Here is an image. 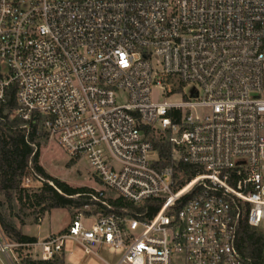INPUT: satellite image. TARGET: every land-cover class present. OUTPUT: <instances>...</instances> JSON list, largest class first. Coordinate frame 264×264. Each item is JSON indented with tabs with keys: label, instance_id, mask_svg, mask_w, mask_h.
<instances>
[{
	"label": "built area",
	"instance_id": "1",
	"mask_svg": "<svg viewBox=\"0 0 264 264\" xmlns=\"http://www.w3.org/2000/svg\"><path fill=\"white\" fill-rule=\"evenodd\" d=\"M8 86L105 189L160 200L148 218L107 212L100 189L58 233L0 227L9 264L64 257L66 240L84 263L252 264L235 242L241 221L264 236V0H0V103ZM145 126L168 133L169 165ZM177 161L197 169L183 183Z\"/></svg>",
	"mask_w": 264,
	"mask_h": 264
},
{
	"label": "trees",
	"instance_id": "2",
	"mask_svg": "<svg viewBox=\"0 0 264 264\" xmlns=\"http://www.w3.org/2000/svg\"><path fill=\"white\" fill-rule=\"evenodd\" d=\"M17 109L15 87L8 86L5 90V101L0 103V196L7 204L9 214L5 215L1 210L3 202L0 198V226L10 240L24 243L33 242L35 237L22 233L10 218L15 202L21 211L34 208V221L37 223L39 218L52 208L82 207L88 203L85 194L94 191L87 187H72L45 171L38 160L41 140L47 139L49 135L43 126V118L32 112L29 119H24L15 112ZM177 115L179 117V112ZM144 132L158 155V160L155 161L156 167L169 165L172 145L168 140V133L157 137L155 131L147 126L144 127ZM175 169L180 183L191 178L197 170L182 161L176 162ZM28 173L42 181V186L38 190H31L22 185V178ZM159 205L158 199H147L135 205L122 197H116L109 199V207H105V211L118 214L145 212L143 217L148 218L156 212ZM14 217L23 223L21 216L14 215ZM236 234L235 245L238 251L250 258L252 264H261L264 236L250 228L245 221L239 223ZM22 264L65 263L63 257L56 256L49 260L24 257Z\"/></svg>",
	"mask_w": 264,
	"mask_h": 264
},
{
	"label": "rangeland",
	"instance_id": "3",
	"mask_svg": "<svg viewBox=\"0 0 264 264\" xmlns=\"http://www.w3.org/2000/svg\"><path fill=\"white\" fill-rule=\"evenodd\" d=\"M153 98L157 101L162 100L159 96V90L153 89ZM174 98L185 99L181 96H174L170 99L173 100ZM155 135L159 137L160 135H166V133H162L160 131H155ZM39 163L45 169L47 173L56 177L72 187H87L92 189L93 191L104 189V193L106 197H112V199L116 198L117 195L115 192L109 189H105L100 181L90 172L88 168L87 161L85 158L81 157L79 159H69L66 152L63 148L49 135L47 139L41 140V144L39 146ZM30 183L29 189L31 190H38L42 186V181L34 177L32 174H29ZM51 184V182H49ZM3 205L1 210L5 215L9 214V209L7 204L4 201V198L0 196ZM90 209L93 210V206H89ZM34 208L23 209L22 211L19 209V205L15 202L13 209L11 211V219L16 224L17 228L21 230L22 233H26L29 235H33L36 224H41L42 220L47 219L43 222V226L50 224L52 226H58L60 224H67L69 223V215L73 212L74 208H65L63 209H56L50 213V216L47 218L48 212H45L41 218L37 221H34ZM38 208H36L37 210ZM87 209V208H83ZM14 215H19L23 219V223L14 217ZM68 225V224H67ZM1 227V226H0ZM65 261L68 264H76L78 260L82 259V252L79 248L74 244L72 240H66L65 246ZM17 254L19 256L20 264H22V257L25 254V251H18ZM84 264H97L93 260H89Z\"/></svg>",
	"mask_w": 264,
	"mask_h": 264
},
{
	"label": "crops",
	"instance_id": "4",
	"mask_svg": "<svg viewBox=\"0 0 264 264\" xmlns=\"http://www.w3.org/2000/svg\"><path fill=\"white\" fill-rule=\"evenodd\" d=\"M56 209H63V210H66L65 208H52L50 211H48V214H47V218L50 216V213ZM67 211V210H66ZM70 215H69V219H70ZM47 219H44L42 220L41 224H36V228H35V231H34V234L33 235H29V236H33L36 238H43V237H46L48 235H51V234H54V233H58L62 230H64L66 227H67V224H60L58 226H52L51 223L50 224H47L46 226L44 225L43 226V222H45ZM70 221V220H69ZM26 234V233H24ZM63 260H64V263L65 264H68L66 261H65V254H64V257H63ZM0 264H9L8 263V260L6 259V257L0 255ZM76 264H84V262H82L80 259L78 260V262Z\"/></svg>",
	"mask_w": 264,
	"mask_h": 264
}]
</instances>
